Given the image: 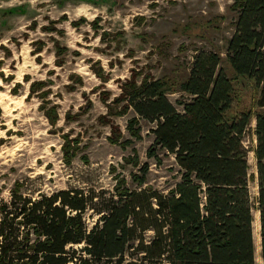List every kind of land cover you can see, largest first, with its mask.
Here are the masks:
<instances>
[{
	"label": "rangeland",
	"instance_id": "obj_1",
	"mask_svg": "<svg viewBox=\"0 0 264 264\" xmlns=\"http://www.w3.org/2000/svg\"><path fill=\"white\" fill-rule=\"evenodd\" d=\"M237 4L238 0H0V204L21 184V191L33 198L79 189L95 195L92 206L100 208L120 179L126 180V187L139 188L135 175L145 177L143 187L169 192L181 180V167L165 149L157 147L156 156L150 154L155 122L133 108L119 115L125 101L117 99L130 79L164 78L176 83L168 98L183 112L181 101H190L191 95L180 84L201 50L218 53L219 68L232 78L227 47L236 30ZM233 86V107L254 113L244 144L249 173L254 175L249 189L257 241L258 170L253 149L259 91L250 79L234 81ZM52 107L58 113L56 124L45 114ZM133 117L139 118L141 138L128 129ZM118 134L120 142H112ZM65 135L78 147L69 163L64 158ZM98 217L89 209L88 226Z\"/></svg>",
	"mask_w": 264,
	"mask_h": 264
},
{
	"label": "trees",
	"instance_id": "obj_2",
	"mask_svg": "<svg viewBox=\"0 0 264 264\" xmlns=\"http://www.w3.org/2000/svg\"><path fill=\"white\" fill-rule=\"evenodd\" d=\"M235 8L239 17L227 47L232 78L219 68L218 53L201 50L180 84L191 95L181 101L183 112L168 98L176 83L164 78L130 79L117 99L125 101L119 115L133 108L155 122L150 154L156 156L157 147L172 154L181 180L165 193L143 187L145 177L135 175L140 187L134 189L122 178L100 208L92 206L95 195L79 189L33 198L17 184L0 204V264H257L249 189L254 175L244 144L254 113L233 107V83L241 79L253 80L259 91L253 151L264 264V0H238ZM45 114L57 123L54 107ZM128 129L141 138L139 118L130 119ZM119 135L111 141L119 143ZM63 150L71 162L78 147L68 135ZM89 209L99 215L92 227L85 220Z\"/></svg>",
	"mask_w": 264,
	"mask_h": 264
},
{
	"label": "bare ground",
	"instance_id": "obj_3",
	"mask_svg": "<svg viewBox=\"0 0 264 264\" xmlns=\"http://www.w3.org/2000/svg\"><path fill=\"white\" fill-rule=\"evenodd\" d=\"M257 212V211H256ZM256 214V213H255ZM257 215V214H256ZM255 218V217H254ZM257 219V218H256ZM255 222V221H254ZM258 223V222H257ZM256 226V225H255ZM260 226V225H259ZM258 225H257V227H259ZM256 227V228H257ZM255 234V233H254ZM259 237H258V239H257V241H256V262L257 261H261L262 259H261V243H260V240H261V236L260 235H258ZM257 237V236H256Z\"/></svg>",
	"mask_w": 264,
	"mask_h": 264
},
{
	"label": "crops",
	"instance_id": "obj_4",
	"mask_svg": "<svg viewBox=\"0 0 264 264\" xmlns=\"http://www.w3.org/2000/svg\"><path fill=\"white\" fill-rule=\"evenodd\" d=\"M259 211V210H258ZM259 217H260V212H259ZM260 229H261V224H260ZM261 236V235H260ZM260 243H261V240H260ZM262 259V258H261Z\"/></svg>",
	"mask_w": 264,
	"mask_h": 264
}]
</instances>
